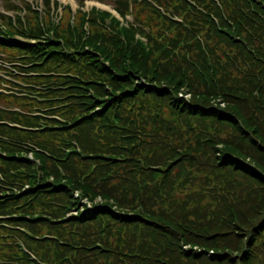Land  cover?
Here are the masks:
<instances>
[{"label": "trees", "instance_id": "16d2710c", "mask_svg": "<svg viewBox=\"0 0 264 264\" xmlns=\"http://www.w3.org/2000/svg\"><path fill=\"white\" fill-rule=\"evenodd\" d=\"M84 1L4 0L0 264H264V0Z\"/></svg>", "mask_w": 264, "mask_h": 264}, {"label": "rangeland", "instance_id": "374dc122", "mask_svg": "<svg viewBox=\"0 0 264 264\" xmlns=\"http://www.w3.org/2000/svg\"><path fill=\"white\" fill-rule=\"evenodd\" d=\"M16 5H22L23 2L28 3L29 5L32 4L37 8V10H43V2L41 0H11ZM51 1H57L60 6H70L73 11H75L78 7V3L76 0H51ZM3 3L4 0H0V13L3 12ZM92 7H96L97 9L106 10V11H112L111 10V0H87L84 4V10L88 11ZM54 20H55V14H54ZM6 68H12V67H6ZM0 76H3L0 72ZM187 100L190 99V96H185ZM223 106H221L222 108ZM99 203V202H98Z\"/></svg>", "mask_w": 264, "mask_h": 264}]
</instances>
